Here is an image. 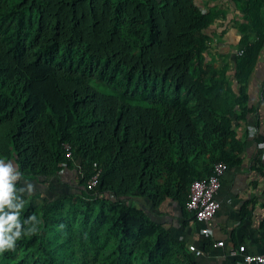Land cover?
<instances>
[{
	"label": "trees",
	"instance_id": "16d2710c",
	"mask_svg": "<svg viewBox=\"0 0 264 264\" xmlns=\"http://www.w3.org/2000/svg\"><path fill=\"white\" fill-rule=\"evenodd\" d=\"M213 21L196 0H0V157L47 188L19 193L22 235L5 260L198 264L136 203L187 210L204 161L210 174L240 163L226 81L206 59ZM93 84L116 98L111 117L89 107Z\"/></svg>",
	"mask_w": 264,
	"mask_h": 264
},
{
	"label": "crops",
	"instance_id": "0c3cea01",
	"mask_svg": "<svg viewBox=\"0 0 264 264\" xmlns=\"http://www.w3.org/2000/svg\"><path fill=\"white\" fill-rule=\"evenodd\" d=\"M196 2L214 16L205 31L209 38L206 59L226 81L233 133L228 150L238 154L240 163L229 166L223 178L213 235L202 233L207 224L198 222L183 200L168 198L158 208L148 200L135 203L187 248L200 250V255L190 252L198 264H246L232 256L234 249L246 246L247 254L264 253V0ZM202 167L204 176H209L210 162L204 161ZM16 182L26 196L47 192L39 182L22 177ZM222 241L224 246H218Z\"/></svg>",
	"mask_w": 264,
	"mask_h": 264
},
{
	"label": "built area",
	"instance_id": "2783aa9c",
	"mask_svg": "<svg viewBox=\"0 0 264 264\" xmlns=\"http://www.w3.org/2000/svg\"><path fill=\"white\" fill-rule=\"evenodd\" d=\"M67 158H72V146L65 145ZM229 166L224 162L214 164L211 174L205 178L195 180L190 186L189 200L187 202V210L192 213L198 222L207 224V227L202 230L204 235H213L214 228L212 227L216 215L220 209V202L217 199V194L223 186V178L228 171ZM102 170L97 173L87 183L89 191L94 190L101 181ZM225 242H218V246L223 247ZM192 252L197 255L201 254L195 246H190ZM232 256L239 257L246 264H264V253L259 255H250L246 253V246H240L232 251Z\"/></svg>",
	"mask_w": 264,
	"mask_h": 264
},
{
	"label": "clouds",
	"instance_id": "9594fccd",
	"mask_svg": "<svg viewBox=\"0 0 264 264\" xmlns=\"http://www.w3.org/2000/svg\"><path fill=\"white\" fill-rule=\"evenodd\" d=\"M21 176L18 165H14L10 159L0 157V253L14 248L17 239L22 235V222L19 217L24 201L19 193L24 189L16 187V181ZM28 190L31 191V185L28 186ZM38 223L35 214L27 217L23 224L31 226L23 229L24 234L36 231Z\"/></svg>",
	"mask_w": 264,
	"mask_h": 264
},
{
	"label": "rangeland",
	"instance_id": "374dc122",
	"mask_svg": "<svg viewBox=\"0 0 264 264\" xmlns=\"http://www.w3.org/2000/svg\"><path fill=\"white\" fill-rule=\"evenodd\" d=\"M92 102L89 105L91 109L97 112V114L103 117H111L113 115V103L116 100L110 93L99 88L93 84ZM0 264H11L5 260L0 253Z\"/></svg>",
	"mask_w": 264,
	"mask_h": 264
}]
</instances>
